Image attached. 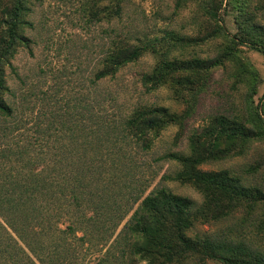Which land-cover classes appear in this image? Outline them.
<instances>
[{
	"label": "trees",
	"instance_id": "trees-1",
	"mask_svg": "<svg viewBox=\"0 0 264 264\" xmlns=\"http://www.w3.org/2000/svg\"><path fill=\"white\" fill-rule=\"evenodd\" d=\"M124 2L118 0L115 15L122 14ZM30 3L0 0V264H73L76 241L91 242L96 237L108 242L126 219L115 242L124 241L131 255L146 264H206L209 260L264 264V259L251 254L243 244L230 246L190 233L197 223L210 224L264 203V192L246 187L228 170L201 168L211 160L242 155L249 142L264 139V117L258 108L245 117L219 116L204 128L205 144L193 133L188 153L166 155L180 168L164 178L195 187L204 197L201 205L165 186L144 196L128 183L132 180L131 148L150 149L164 129L182 124L191 111L178 114L163 106L142 104L112 121L101 118L89 103L87 111L83 106L76 114L75 127L62 135L38 124L27 129L26 123L16 118L7 97L10 88L4 74L17 47H31V39L23 33L30 23L26 18ZM210 8L218 21V12L212 5ZM253 28L248 32L259 29L263 38L246 34L230 37L219 22L209 37H225L233 45L248 43L264 52V28ZM180 41L182 46L197 43L183 37ZM141 42L123 36L113 40L93 81L114 77L145 53H160L164 45L159 38ZM168 54L164 52L153 71L143 74V85L152 91L174 79L177 98L184 99L187 93L193 104L211 69L223 65L229 52L211 59H169Z\"/></svg>",
	"mask_w": 264,
	"mask_h": 264
},
{
	"label": "rangeland",
	"instance_id": "rangeland-1",
	"mask_svg": "<svg viewBox=\"0 0 264 264\" xmlns=\"http://www.w3.org/2000/svg\"><path fill=\"white\" fill-rule=\"evenodd\" d=\"M117 2L31 0L26 16L30 23L23 29L31 39V47H17L11 64L5 66L4 77L10 88L7 97L16 118L25 122L27 129L38 124L52 128L56 135L74 128L76 114L83 111V106L86 110L89 103L101 118L112 121L142 104L163 106L178 114L191 111L182 124L164 129L150 149L131 148L132 180L128 183L142 190L144 196L165 186L201 205L204 197L195 187L164 178L180 168L166 155L188 153L193 133L200 144H205L204 128L219 116L245 117L258 108L264 117V52L248 43L233 45L228 38L209 37L219 22L230 37L246 34L263 38L259 29L248 31L253 26L264 28V0H126L120 16L114 14ZM211 5L218 12V21L210 14ZM118 36L133 43L159 38L164 45L160 53H145L114 77L93 81ZM182 37L197 43L182 46ZM166 51L169 59H211L229 54L223 65L211 69L206 86L191 104L187 93L184 99L177 98L174 79L152 91L143 85V74L152 72ZM247 146L242 155L211 160L201 168L211 172L228 170L246 187L264 192V139L253 140ZM126 221L108 242L96 237L91 242L76 241L73 264H146L131 255L124 241L115 242ZM190 233L230 246L243 244L251 254L264 259V203L242 208L210 224L197 223ZM206 264L222 263L209 260Z\"/></svg>",
	"mask_w": 264,
	"mask_h": 264
}]
</instances>
